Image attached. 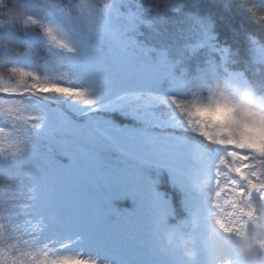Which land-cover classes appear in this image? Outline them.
Returning <instances> with one entry per match:
<instances>
[{
	"label": "snow or ice",
	"instance_id": "1",
	"mask_svg": "<svg viewBox=\"0 0 264 264\" xmlns=\"http://www.w3.org/2000/svg\"><path fill=\"white\" fill-rule=\"evenodd\" d=\"M154 8L0 0V264H246L238 239L264 251V36L233 47L175 0L159 38ZM145 167L167 170L183 217Z\"/></svg>",
	"mask_w": 264,
	"mask_h": 264
},
{
	"label": "trees",
	"instance_id": "2",
	"mask_svg": "<svg viewBox=\"0 0 264 264\" xmlns=\"http://www.w3.org/2000/svg\"><path fill=\"white\" fill-rule=\"evenodd\" d=\"M230 9L225 11L222 7L223 0H184L185 7L187 10L196 11L201 14L211 15L217 22V30L220 33V39L226 41L228 44H232L233 47L237 46V43L243 44L244 34L246 32H254L258 35L264 36V23L259 22L253 15V11H264V0H228ZM145 5L153 3L155 8L153 11L147 13V16L159 19L160 17H166L167 23L158 25L163 38L164 34L171 33L175 30V22L179 20L173 12L169 11V7L174 6L175 0H172L171 4L166 6L162 0H143ZM241 25L243 27H241ZM144 30V37L146 39L148 31ZM238 33V35H234ZM151 42V41H150ZM179 68L176 70L179 72ZM111 118L115 122L124 124L128 120L123 119L117 114L111 115ZM161 190L170 197L173 204L176 217H183V213L180 208V193L170 187L166 180H161Z\"/></svg>",
	"mask_w": 264,
	"mask_h": 264
},
{
	"label": "rangeland",
	"instance_id": "3",
	"mask_svg": "<svg viewBox=\"0 0 264 264\" xmlns=\"http://www.w3.org/2000/svg\"><path fill=\"white\" fill-rule=\"evenodd\" d=\"M77 2L88 3L89 0H77ZM147 13H148V11L144 12V15L147 16ZM40 14H41V13L37 12V15H40ZM143 28H144V27L141 26L140 31L144 33ZM142 37H144V35H139V36H137V39H138V40H142V39H141ZM177 69H178V68H177ZM179 72H180V70H179ZM179 72H178L177 74H179ZM5 79H6V77H5ZM59 106L63 108V107H65V104H64V103H61ZM67 107L72 108V107H78V106H72V105L69 104V105H67ZM113 114H117V115H119L120 117H122L123 119L128 120V122H127V123H124V124H120V123H118V124H120V125H122V126L125 125V124H127V125H129V126H140V125H139V122L133 121L131 118H125V117L121 116V115L118 114V113H113ZM113 114H111V115H113ZM116 123H117V122H116ZM143 171H144L145 175H147V176H149L150 178H152V179H154V180L157 181V183H156V190H157L158 192L162 193L161 188H160L162 178H164V179L166 180V183L170 184V186H171L172 188H175V187H173V185H172V183H171V181H170V177H169V174H168L167 170H165V169H155V168L145 167ZM175 189H177V188H175ZM177 190L179 191V189H177ZM179 192H180V191H179ZM162 194H163V193H162ZM180 194H181V196H182V193H181V192H180ZM163 195H164V194H163ZM6 196H7V193H6L2 188H0V216L3 215L2 209H3L4 205H5ZM164 197L166 198L165 195H164ZM166 199H167V198H166ZM113 204H114V206H115L117 209H120V210H125V209H127V210H131V209L134 207V202H133V200L130 199V198H128V197H125V198H123V199H117V200H114V201H113ZM180 208H181V210L183 211V213H184V215H185L186 213H185V210L183 209V205H182V197H181V199H180ZM0 243H2V242H0ZM68 255H71V253H68Z\"/></svg>",
	"mask_w": 264,
	"mask_h": 264
},
{
	"label": "clouds",
	"instance_id": "4",
	"mask_svg": "<svg viewBox=\"0 0 264 264\" xmlns=\"http://www.w3.org/2000/svg\"><path fill=\"white\" fill-rule=\"evenodd\" d=\"M168 239L170 242L175 241V237L172 234H169ZM179 246L183 249L184 254L189 258V260L195 259L196 252L191 247L189 238H182L179 241ZM235 247L246 257V264H264V251H257L255 246L250 241L238 239L235 242Z\"/></svg>",
	"mask_w": 264,
	"mask_h": 264
},
{
	"label": "bare ground",
	"instance_id": "5",
	"mask_svg": "<svg viewBox=\"0 0 264 264\" xmlns=\"http://www.w3.org/2000/svg\"><path fill=\"white\" fill-rule=\"evenodd\" d=\"M227 208V206H225Z\"/></svg>",
	"mask_w": 264,
	"mask_h": 264
}]
</instances>
